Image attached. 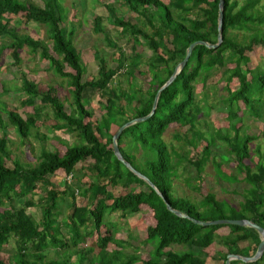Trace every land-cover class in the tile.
Returning <instances> with one entry per match:
<instances>
[{
    "label": "trees",
    "instance_id": "obj_1",
    "mask_svg": "<svg viewBox=\"0 0 264 264\" xmlns=\"http://www.w3.org/2000/svg\"><path fill=\"white\" fill-rule=\"evenodd\" d=\"M40 1L42 5L31 0H0V37L11 38L6 47L15 64L24 47L47 60L50 68L66 79L73 108L70 112L65 110L56 87L48 86L41 91L38 82L23 74L22 104L31 106L33 111L22 117L16 107L6 106L7 124L26 142L42 117L39 108L48 107L60 123L53 127L76 132L80 142L66 145L62 153L43 147L34 164H25L12 158L6 146L7 124L0 119V251L8 242L14 244L9 260L0 258V264H206L207 257L215 256L217 243L225 247L224 261L228 253L250 256V249L255 252L260 240L255 229L232 224L203 226L175 215L166 208L162 197L126 168L111 149L112 136L119 126L150 112L158 88L184 58L187 46L196 40L216 42L218 0H118L121 7L134 13L140 22L116 15L115 9L107 6L114 16V25L120 28V35L132 41L133 49L134 43L145 45L150 54L143 56L137 51L127 56L105 33L101 18L96 15L93 29L104 32L107 45L118 54L116 65L111 67L95 52L96 75L87 79L84 78L85 65L72 41L73 30L66 31L62 25L66 16L62 0ZM255 1L224 0L222 42L215 48L202 44L193 47L183 69L161 91L154 113L124 128L118 137V147L124 159L146 175L171 206L190 217L201 221L246 218L264 228V153L257 146V155L253 157L249 142L257 135L240 132L241 113L264 122V61L254 68L249 64V53L256 46L264 47V31L260 28L264 25V10L261 12L251 6ZM13 16H18L22 22L45 25L49 43L13 32L8 26ZM235 29L251 32L239 40L230 32ZM65 64L70 71L65 69ZM120 71L127 76L126 86L114 82ZM213 78L214 87L224 81L226 94L220 101L231 118L228 125L232 135L227 127L202 132L196 126L199 115L208 114L213 106L205 89ZM198 86L201 91L197 90ZM87 90L97 91L104 99L99 102L103 109L99 118L87 108ZM35 99L39 100L40 107ZM171 125L187 126L186 132L190 134L185 132L186 144L195 148L202 141L199 156L185 159L167 145L163 134ZM217 139L225 145L230 156L228 162L235 172L225 170L222 159H215L212 146ZM181 160L195 170V175L185 178L187 186L193 190L200 188L209 160L217 178L230 184L245 183L247 187L238 204L217 198L211 191L201 193L196 202L186 194L178 195L173 177L177 176L176 166ZM7 161L12 166H8ZM84 161H88L86 170L90 180L82 184L76 181L81 177L75 175L76 182L70 183L75 166ZM57 171L69 177L62 188L54 181ZM117 185L123 190L120 194H114L111 189ZM75 192L86 199L84 204L77 203ZM38 193L42 194L36 202L28 197ZM65 197L68 203L64 217L56 222L59 202ZM33 205L40 208L39 221L27 211ZM144 208L151 211L153 219L143 239L151 245L146 258L140 256L137 246L133 252H124L126 245H132L128 241L130 234L115 237L106 219L113 213L126 218ZM84 237L91 242L95 238L96 252L92 247L79 246ZM112 244L114 247L109 246ZM238 262L232 260L230 264ZM246 264H264V251L259 259Z\"/></svg>",
    "mask_w": 264,
    "mask_h": 264
},
{
    "label": "rangeland",
    "instance_id": "obj_2",
    "mask_svg": "<svg viewBox=\"0 0 264 264\" xmlns=\"http://www.w3.org/2000/svg\"><path fill=\"white\" fill-rule=\"evenodd\" d=\"M38 5H42L40 0H31ZM166 1V0H164ZM62 5L66 9L65 21L62 24L66 31L73 30L72 41L76 47L79 55L85 65L84 78H91L96 75V61L94 53H99L100 56L106 59L107 66L114 67L116 65L115 57L118 54L116 49L107 45L104 32H96L93 29V20L96 15L101 18V24L105 33L117 43V45L124 50L127 56L133 54V52H140L143 56H147L150 52L147 50L145 45L134 43L133 49L132 41L120 35L118 27L113 23L114 16L110 12L107 6H111L115 9V14L123 16L125 19H129L131 22H140L136 15L125 7H121L118 0H62ZM251 6H256L261 12L264 10V0H256L251 3ZM152 11L154 8H150ZM10 29L18 35H30L33 38L43 39L49 43L48 30L43 24H39L35 21L22 22L18 16H13L8 22ZM264 31V25L260 27ZM232 35H235L237 39H242L244 35H248L251 30H231ZM9 36L0 37V119L7 124V116L4 112V108L16 107L22 117H26L27 114L32 113L33 108L28 105L22 104V99L25 94L21 91L22 75L25 74L27 77L35 82L39 83L41 91L46 90L48 86H54L57 89L58 95L61 97L64 108L67 112H70L73 108L72 96L69 90V86L65 78L56 74L49 66L47 60L42 59L38 52H32L29 48L24 47L20 52V60L17 64L14 63L13 58L10 54V49L6 45L10 42ZM143 42L144 39L140 38ZM50 45V44H49ZM2 47V48H1ZM5 47V48H4ZM249 64L252 68L261 66L264 61V47L256 46L252 52L249 53ZM145 64H141L144 67ZM231 66V65H230ZM65 69L70 71L68 65L65 64ZM114 78V82L118 81L121 85L126 86L127 76L120 71ZM160 75V72H156ZM218 76H216L217 78ZM215 79H210L205 86L207 93H209L210 101L213 102V106L209 108L208 114H200L199 120L196 126L202 131L206 132L211 128H225L230 135L233 134L231 126L228 123L231 121L227 113L226 107L221 103L220 97L226 94L223 89L224 81H220L216 87ZM198 91H201V87L198 86ZM87 108L93 112L95 118H99L103 109L99 105L100 101H104L97 91L87 90L85 92ZM35 104L39 107V100L35 99ZM3 107V108H2ZM40 121L35 128L31 130V134L28 141L23 142L18 137L15 128L7 124L6 129V146L11 150L12 158L18 159L20 162L25 164H34L36 157L41 148L58 150L62 153L65 150V146L68 144L80 142V138L76 132L67 131L66 128H54L53 125L58 123L48 107H40ZM242 117V129L241 133L246 132L251 135H257V138L249 142L250 152L253 157L257 155L255 153L256 147L259 146L261 153H264V122L246 113H241ZM60 124V123H58ZM187 126L171 125L163 134V139L167 145L172 148L185 159H192L200 155L202 150V141L198 142L194 148L191 145L185 143V132ZM188 135L190 133L186 132ZM2 135V127L0 126V136ZM175 135H179L177 138ZM124 148V147H123ZM213 154L216 156L215 159L224 161V169L228 171H234L232 164L228 162L230 156L227 155L225 145L217 139L216 144L212 146ZM8 166H12L10 161H7ZM88 161L79 162L74 168L73 177H67L63 171H57L55 177V183L59 187H63V183L69 180L87 182L90 180L89 172L86 170ZM85 167V168H84ZM177 176L173 177L174 188L178 195L186 194L189 198L196 202L200 199L201 193L211 191L216 194L217 198L229 200L233 205H237L238 201L242 198L241 194L247 185L243 182L240 183H228L224 180L217 178L215 174L214 166L209 160L204 167V178L200 183L198 191L189 188L185 182V178H191L190 176L195 175L193 166L187 164L181 160L176 166ZM77 175L81 180L74 179ZM77 182V183H78ZM191 184L195 181L191 179ZM111 186H108L110 188ZM114 194H120L123 192L120 185L111 188ZM233 190V191H232ZM42 193L30 194L28 197L33 199L35 202L38 200ZM77 203L84 204L86 199L80 197V192H75ZM68 203V198L65 197L59 202L58 214L56 215V222L60 221L64 217V211ZM1 209V207H0ZM143 211L137 214H130L126 218L119 217L113 213L107 215L106 219L111 223V229L114 230V236L121 238L127 237L130 234L129 242L132 245H126L124 252H133L134 247L137 246V252L142 258L148 256V250L151 245L144 243L146 227L153 222L151 217V211L147 208L142 209ZM27 211L34 217L36 221L40 220V208L38 205H33L27 208ZM114 225V228L113 226ZM111 230V231H112ZM113 232V231H112ZM95 235H93L94 237ZM79 246L92 247L96 252L97 246L95 238L93 242L89 238H82L79 242ZM114 247V245H109ZM180 246H173L178 249ZM14 250V244L12 241L8 242L5 248L0 251V258L3 260H9ZM225 247L220 243H217L214 248L215 256L213 258L207 257L206 264H224L223 254ZM254 249H250L248 255H252ZM54 257L52 253L49 254ZM74 257H72L73 259ZM139 264V263H138ZM237 264H246L239 261Z\"/></svg>",
    "mask_w": 264,
    "mask_h": 264
},
{
    "label": "water",
    "instance_id": "obj_3",
    "mask_svg": "<svg viewBox=\"0 0 264 264\" xmlns=\"http://www.w3.org/2000/svg\"><path fill=\"white\" fill-rule=\"evenodd\" d=\"M223 11H224V0H218V12H217V39L215 43H210L208 41H203V40H196L194 42H192L191 44H189L185 50V56L184 58L176 64L172 74L169 76V78L158 88L153 102H152V107L150 112L145 115V116H140V117H135L127 122H125L124 124H122L121 126H119V128L116 130V132L113 134L112 139H111V149L113 151V154L115 155V157L126 167L128 168L135 176H137L139 179L143 180L146 184H148L151 188H153L155 190V192L162 197L163 201L165 202L166 208L174 213L177 216L180 217H185L188 218L190 220H192L193 222L203 225V226H207V225H214V224H232V225H239L242 227H249V228H253L257 231V233L259 234L260 240L259 243L256 247L255 252L250 255V256H245V255H241V254H235V253H228L226 255V259L224 261V264H230V262L232 260H237V261H241L243 263H250L253 261H256L257 259H259V257L262 255L263 251H264V228L259 225L258 223L250 220V219H246V218H241V219H230V218H222V219H215V220H206V221H201V220H197L194 219L192 217H190L187 213L174 208L173 206H171L168 201L164 198V196L162 195L161 191L158 189V187L143 173H141L140 171H138L137 169H135L126 159H124V157L122 156L119 147H118V137L120 135V133L122 132V130L124 128H126L129 125H132L134 123L143 121L145 119H147L148 117H150L156 108L157 105V101L159 98V95L161 93V91L167 87L177 76V74L183 69L184 65L186 64V61L188 59V57L191 54V51L193 49V47L197 44H202L205 45L208 48H215L217 47L221 42H222V19H223Z\"/></svg>",
    "mask_w": 264,
    "mask_h": 264
},
{
    "label": "built area",
    "instance_id": "obj_4",
    "mask_svg": "<svg viewBox=\"0 0 264 264\" xmlns=\"http://www.w3.org/2000/svg\"><path fill=\"white\" fill-rule=\"evenodd\" d=\"M70 176V175H69Z\"/></svg>",
    "mask_w": 264,
    "mask_h": 264
}]
</instances>
